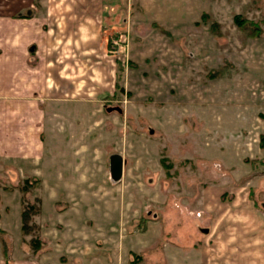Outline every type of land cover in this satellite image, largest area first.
<instances>
[{
  "label": "rangeland",
  "instance_id": "374dc122",
  "mask_svg": "<svg viewBox=\"0 0 264 264\" xmlns=\"http://www.w3.org/2000/svg\"><path fill=\"white\" fill-rule=\"evenodd\" d=\"M2 260L264 264V0H0Z\"/></svg>",
  "mask_w": 264,
  "mask_h": 264
},
{
  "label": "water",
  "instance_id": "95a60500",
  "mask_svg": "<svg viewBox=\"0 0 264 264\" xmlns=\"http://www.w3.org/2000/svg\"><path fill=\"white\" fill-rule=\"evenodd\" d=\"M112 174L114 178H119L121 173V158L119 156H113L112 157Z\"/></svg>",
  "mask_w": 264,
  "mask_h": 264
},
{
  "label": "crops",
  "instance_id": "0c3cea01",
  "mask_svg": "<svg viewBox=\"0 0 264 264\" xmlns=\"http://www.w3.org/2000/svg\"><path fill=\"white\" fill-rule=\"evenodd\" d=\"M3 32H4V30H3ZM4 34V33H3ZM4 37V36H3ZM18 42H19V40H17ZM17 47H19V46H17ZM3 65V67H5V66H7V69L9 68V69H14L15 67H13V66H19V67H21V64L20 63H17V65H16V63H11V62H6V63H3L2 64ZM2 258V257H1ZM4 260V259H3ZM0 261V264H5V262L4 261Z\"/></svg>",
  "mask_w": 264,
  "mask_h": 264
},
{
  "label": "trees",
  "instance_id": "16d2710c",
  "mask_svg": "<svg viewBox=\"0 0 264 264\" xmlns=\"http://www.w3.org/2000/svg\"><path fill=\"white\" fill-rule=\"evenodd\" d=\"M3 245H4V243H3Z\"/></svg>",
  "mask_w": 264,
  "mask_h": 264
}]
</instances>
